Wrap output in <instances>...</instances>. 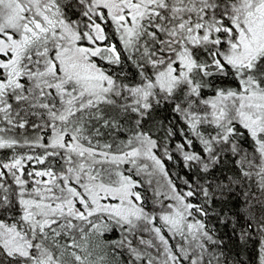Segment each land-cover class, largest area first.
<instances>
[{
  "label": "snow or ice",
  "instance_id": "obj_1",
  "mask_svg": "<svg viewBox=\"0 0 264 264\" xmlns=\"http://www.w3.org/2000/svg\"><path fill=\"white\" fill-rule=\"evenodd\" d=\"M213 219L264 264V0H0V264H243Z\"/></svg>",
  "mask_w": 264,
  "mask_h": 264
},
{
  "label": "trees",
  "instance_id": "obj_2",
  "mask_svg": "<svg viewBox=\"0 0 264 264\" xmlns=\"http://www.w3.org/2000/svg\"><path fill=\"white\" fill-rule=\"evenodd\" d=\"M231 209L235 212L236 208L229 204L225 211ZM210 225H214L217 235L223 240V250L230 257H234L243 262V264H257V245L250 240L247 244L242 243L238 238V233H233L231 225L224 226L217 220L210 221Z\"/></svg>",
  "mask_w": 264,
  "mask_h": 264
}]
</instances>
